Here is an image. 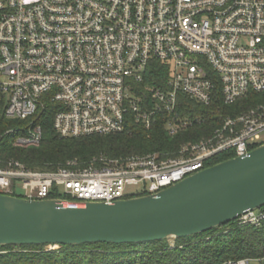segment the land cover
I'll list each match as a JSON object with an SVG mask.
<instances>
[{
  "label": "built area",
  "instance_id": "obj_1",
  "mask_svg": "<svg viewBox=\"0 0 264 264\" xmlns=\"http://www.w3.org/2000/svg\"><path fill=\"white\" fill-rule=\"evenodd\" d=\"M252 91H264V0H0V113L21 122L6 131L17 147L41 144L50 112L64 138L160 124L176 136L207 122L187 114L182 98L207 107ZM222 121L175 152L101 157L88 166L71 160L30 169L0 155V193L21 188L17 196L57 193L76 203L155 195L222 153L245 156L264 143V103ZM236 220L258 227L264 211ZM7 252L0 246V256ZM252 263L264 264V256L221 264Z\"/></svg>",
  "mask_w": 264,
  "mask_h": 264
},
{
  "label": "water",
  "instance_id": "obj_2",
  "mask_svg": "<svg viewBox=\"0 0 264 264\" xmlns=\"http://www.w3.org/2000/svg\"><path fill=\"white\" fill-rule=\"evenodd\" d=\"M264 206V143L155 195L111 203L0 193V246L144 243L194 236Z\"/></svg>",
  "mask_w": 264,
  "mask_h": 264
},
{
  "label": "trees",
  "instance_id": "obj_3",
  "mask_svg": "<svg viewBox=\"0 0 264 264\" xmlns=\"http://www.w3.org/2000/svg\"><path fill=\"white\" fill-rule=\"evenodd\" d=\"M155 62L152 76L159 77ZM186 113L200 114L207 122L171 136L163 125L152 130L132 125L131 133L92 135L77 138L61 137L53 128L52 113L43 125V140L36 147H17L16 135L7 134L21 122L0 113V155L15 159L30 169H55L75 160L88 166L101 157L120 158L133 154L175 152L182 144L211 136L227 116H237L264 103L263 92H250L234 104L221 100L202 106L182 98ZM233 151L222 153L210 160L207 167L235 157ZM99 165V163H97ZM61 197L51 194L50 198ZM264 211V206L261 208ZM47 245H7L0 256V264H221L231 259L264 256V222L260 226L231 221L204 233L144 243H85L62 245L56 250H46Z\"/></svg>",
  "mask_w": 264,
  "mask_h": 264
},
{
  "label": "rangeland",
  "instance_id": "obj_4",
  "mask_svg": "<svg viewBox=\"0 0 264 264\" xmlns=\"http://www.w3.org/2000/svg\"><path fill=\"white\" fill-rule=\"evenodd\" d=\"M16 194L17 195H24V191L21 188H18ZM170 240L173 243V238H170ZM59 248H60V246H57V245H47L45 249L46 250H56V249H59ZM252 264H258V263H252Z\"/></svg>",
  "mask_w": 264,
  "mask_h": 264
}]
</instances>
